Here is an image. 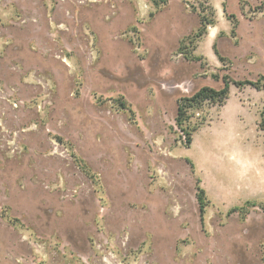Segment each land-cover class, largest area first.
Masks as SVG:
<instances>
[{"label": "rangeland", "instance_id": "374dc122", "mask_svg": "<svg viewBox=\"0 0 264 264\" xmlns=\"http://www.w3.org/2000/svg\"><path fill=\"white\" fill-rule=\"evenodd\" d=\"M161 1L0 0V264H264V87L176 125L264 76V0Z\"/></svg>", "mask_w": 264, "mask_h": 264}, {"label": "trees", "instance_id": "16d2710c", "mask_svg": "<svg viewBox=\"0 0 264 264\" xmlns=\"http://www.w3.org/2000/svg\"><path fill=\"white\" fill-rule=\"evenodd\" d=\"M168 0H162L161 3H156L158 7H160L162 4L167 5ZM231 18L234 20V27H233V33H235V30L238 26V21L235 16H231ZM210 24H213L212 20H209L205 16L200 17V28L198 29L197 33L193 38H188L191 42L193 41H199L201 40L204 35L207 33V28ZM186 40H183L181 43V50H183V45ZM216 47V46H214ZM216 54L219 56V58L223 61L224 58L220 57L218 51H216ZM215 79H219L217 76ZM262 81H264V76H262L258 81L252 82V81H232L228 76L223 77V89L221 90H215L210 87H204L200 91H198L196 94H194L191 97H185L181 98L178 101V109H177V117H176V125L180 132L182 133V136L186 140V145L189 147L193 143V133L196 132L199 128V126H192L191 125V112L200 110L203 106L206 104H213L218 106H223L226 101L229 99L230 92H231V86L235 85L237 88L241 89L245 86H252L253 88L257 90H261L264 85L262 84ZM261 126L264 128V122H262ZM198 200L200 202V213H201V219L203 221L204 213H205V207H206V195L205 190L202 189L200 186L198 187Z\"/></svg>", "mask_w": 264, "mask_h": 264}, {"label": "flooded vegetation", "instance_id": "af4514ba", "mask_svg": "<svg viewBox=\"0 0 264 264\" xmlns=\"http://www.w3.org/2000/svg\"><path fill=\"white\" fill-rule=\"evenodd\" d=\"M67 5L70 6V5L67 3V1H65V2L62 3L61 7L64 8V7H67ZM62 8H61V10H62ZM66 19H67V18H66ZM68 19H69V18H68ZM70 20H72V18H70Z\"/></svg>", "mask_w": 264, "mask_h": 264}, {"label": "crops", "instance_id": "0c3cea01", "mask_svg": "<svg viewBox=\"0 0 264 264\" xmlns=\"http://www.w3.org/2000/svg\"><path fill=\"white\" fill-rule=\"evenodd\" d=\"M210 37H211V39H213L215 37V32L214 31L211 32Z\"/></svg>", "mask_w": 264, "mask_h": 264}]
</instances>
